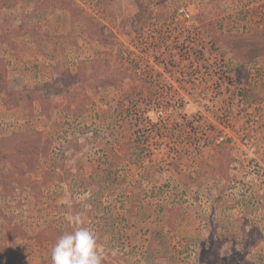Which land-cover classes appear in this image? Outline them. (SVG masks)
<instances>
[{"label":"rangeland","instance_id":"rangeland-1","mask_svg":"<svg viewBox=\"0 0 264 264\" xmlns=\"http://www.w3.org/2000/svg\"><path fill=\"white\" fill-rule=\"evenodd\" d=\"M216 53L243 66L241 134L197 145L186 125L207 103L181 94ZM252 63L264 0H0V264H52L79 227L102 264H264Z\"/></svg>","mask_w":264,"mask_h":264},{"label":"built area","instance_id":"built-area-1","mask_svg":"<svg viewBox=\"0 0 264 264\" xmlns=\"http://www.w3.org/2000/svg\"><path fill=\"white\" fill-rule=\"evenodd\" d=\"M178 14L183 21H190L192 18L191 14L183 9ZM203 58L206 59L205 62L191 64L192 69L198 67L197 72L193 74L194 84L187 94H181L183 100L207 103V106L203 105L189 114L192 139L200 138L197 145L208 143L211 139H214L216 144L233 145L238 141V134H241L242 128L243 66L237 61L227 60L226 56H220L218 53ZM244 68L249 80L259 82L264 78V66L261 63L248 64ZM209 103L215 106L216 114L212 117L210 111L212 107L208 106ZM155 115L160 119L164 117L161 107L155 110ZM197 124L199 127H195Z\"/></svg>","mask_w":264,"mask_h":264},{"label":"clouds","instance_id":"clouds-1","mask_svg":"<svg viewBox=\"0 0 264 264\" xmlns=\"http://www.w3.org/2000/svg\"><path fill=\"white\" fill-rule=\"evenodd\" d=\"M74 224H80L78 217H73ZM52 264H102L95 233L85 227L60 235L51 250Z\"/></svg>","mask_w":264,"mask_h":264},{"label":"trees","instance_id":"trees-1","mask_svg":"<svg viewBox=\"0 0 264 264\" xmlns=\"http://www.w3.org/2000/svg\"><path fill=\"white\" fill-rule=\"evenodd\" d=\"M153 103H154V101H153ZM144 118V117H143ZM143 120H146V119H143ZM142 120V121H143ZM145 124H146V122H145ZM144 124V125H145ZM151 125V124H150ZM146 127H149L148 125L146 126ZM186 127H187V129H189L190 131H191V128H192V125H186ZM179 137H177V139H178ZM194 140V142H196L197 144H199V142H200V138H195V139H193ZM111 167V166H110Z\"/></svg>","mask_w":264,"mask_h":264}]
</instances>
